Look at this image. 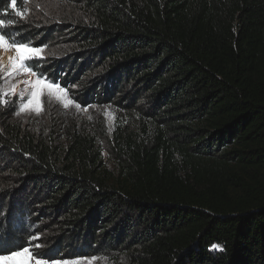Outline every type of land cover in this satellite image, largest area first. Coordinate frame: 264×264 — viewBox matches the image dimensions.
Instances as JSON below:
<instances>
[{
	"label": "trees",
	"instance_id": "16d2710c",
	"mask_svg": "<svg viewBox=\"0 0 264 264\" xmlns=\"http://www.w3.org/2000/svg\"><path fill=\"white\" fill-rule=\"evenodd\" d=\"M33 1L0 0V32L55 46L31 72L114 117L56 134L0 95V257L264 264V0Z\"/></svg>",
	"mask_w": 264,
	"mask_h": 264
},
{
	"label": "rangeland",
	"instance_id": "374dc122",
	"mask_svg": "<svg viewBox=\"0 0 264 264\" xmlns=\"http://www.w3.org/2000/svg\"><path fill=\"white\" fill-rule=\"evenodd\" d=\"M47 7L46 1L34 0L29 6H27L28 17L38 18L47 15L49 13V9ZM54 47L55 46L50 45V43L45 44L42 47H38L43 49L40 56L34 59L26 60L24 63H31L32 61H45L44 56L50 55L54 52ZM14 57V49L8 47L0 48V91L2 93L8 92L9 89L15 86V93H10L8 97L10 99L18 98V100H22L24 105L27 103V99L30 98L32 89L30 85L24 84L23 82L28 80L35 81L38 76L30 73H23L22 70L16 71L13 75H9L12 71L10 59ZM25 65L28 66L27 64ZM57 94L60 95L62 99H56L55 95H48V91L45 90L44 95L41 97L40 112L35 110V104L24 108L23 111L21 110L19 116L22 117L24 124L31 125L35 127L34 129L36 130L38 128H45L47 126L51 127L53 125L55 127V133L60 134L62 123L69 120L75 123L76 129L80 131H83L82 128L84 126L94 125L92 126L91 133L97 134L102 140H107L114 117L108 108H97L95 106L80 108L75 103L68 104V106L65 107L66 101L72 100L68 92L66 96H64L63 93ZM7 256L9 255L2 257ZM24 259L25 257L4 259L0 260V264H23ZM50 261H60L61 264H64V262H67V264H113L110 263L108 259L99 256H89L79 259H55Z\"/></svg>",
	"mask_w": 264,
	"mask_h": 264
},
{
	"label": "snow or ice",
	"instance_id": "6c2138e0",
	"mask_svg": "<svg viewBox=\"0 0 264 264\" xmlns=\"http://www.w3.org/2000/svg\"><path fill=\"white\" fill-rule=\"evenodd\" d=\"M9 7L15 12V15L17 17H23V13L19 11L16 7V0H11V3L9 4ZM13 21H4L0 20V29H3L7 27L8 25H11ZM12 48L15 50V57L10 59V64L12 71L9 73V75H13L16 71H23V73H30L32 75H36L34 72H31V67L25 65V61L29 59H34L42 53L43 49L34 47L29 43L25 42H16L14 38H9L4 34L3 32H0V48ZM24 84L30 85L32 91L30 93V98L27 99V103L23 105L21 110L23 111L24 108H27L33 104H35V110L37 112L41 111V97L44 95L45 90L48 91V95H55L56 99H62L60 95L57 93H63L64 96L67 95V92L62 88V86L48 81L46 78H40L38 77L35 81H24ZM15 93V86H13L11 89H9L8 92L0 93L2 96H8L9 94ZM3 100H0V103H3ZM74 101L67 100L65 103V107L68 106V104H72ZM32 240H39V237H33ZM29 244L31 245V240L29 241ZM39 243L35 245V247H39ZM215 247V246H214ZM14 257H25L23 260V264H61L60 261H49L46 258L40 257V256H34L32 247H22L20 250L11 253L7 257H0V260L4 259H12ZM64 264H67V262H64Z\"/></svg>",
	"mask_w": 264,
	"mask_h": 264
}]
</instances>
